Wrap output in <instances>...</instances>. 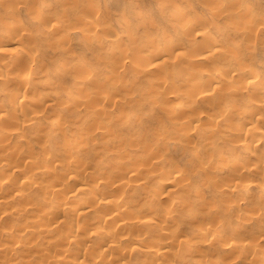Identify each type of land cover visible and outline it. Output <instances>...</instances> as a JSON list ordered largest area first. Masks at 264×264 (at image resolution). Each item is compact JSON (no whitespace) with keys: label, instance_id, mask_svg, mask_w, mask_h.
<instances>
[{"label":"rangeland","instance_id":"rangeland-1","mask_svg":"<svg viewBox=\"0 0 264 264\" xmlns=\"http://www.w3.org/2000/svg\"><path fill=\"white\" fill-rule=\"evenodd\" d=\"M11 34L14 41L4 40L8 53L0 55V65L20 58L4 90L6 76L0 77L1 110L11 109L9 97L29 104L39 95V105L49 98L45 105L51 106L46 117L36 115L32 132L0 112V264H53L63 255L66 264H264V150L253 153L238 144L244 135L260 137H238L243 133L227 128L229 113L223 109L218 116L208 99L212 93L225 98L221 104L237 102V110L252 106L250 123L264 130V0H0V36ZM211 48L217 58L190 68L188 61H200ZM227 60L235 70L229 80L221 72ZM24 70L27 83L37 80L31 89L25 81L27 92L17 87ZM244 72V88L233 100ZM196 74L213 78L205 97L194 94L188 79ZM220 77L221 86H212ZM226 80L236 85L228 87ZM252 82L262 84L253 90ZM56 115L62 122L53 127ZM232 115V126L243 118ZM184 123L197 129L186 133ZM222 151L224 163L216 160ZM234 155L243 161L231 167ZM27 177L36 182L26 185ZM70 177L85 185L69 183ZM164 182L169 189L161 192ZM80 187L79 200L66 199L67 191ZM21 190L25 195L18 199ZM99 192L123 204L114 233L104 226L91 231L112 240L106 257L97 256L98 240L82 244L81 232L74 231L81 220L70 216L82 197L95 200ZM55 200L63 209L52 206ZM103 209L109 215L116 208ZM147 220L151 226L142 228ZM53 222L57 228L50 232L47 223ZM67 238L76 242L68 245ZM155 239L169 245L158 256L147 249L155 248Z\"/></svg>","mask_w":264,"mask_h":264},{"label":"bare ground","instance_id":"bare-ground-1","mask_svg":"<svg viewBox=\"0 0 264 264\" xmlns=\"http://www.w3.org/2000/svg\"><path fill=\"white\" fill-rule=\"evenodd\" d=\"M218 1V0H217ZM236 3V2H235ZM217 5V4H216ZM178 8L179 7H177V9H175V12L174 13H176L177 15H178ZM215 9V8H214ZM181 11V10H180ZM218 11V10H217ZM216 12V11H215ZM180 13V12H179ZM175 14V15H176ZM243 15V14H242ZM240 16V18L242 17L240 14L237 16V17H239ZM244 16V15H243ZM245 16H248V12H247V15H245ZM250 16V15H249ZM248 16V17H249ZM235 19V18H234ZM244 19H246V17H244ZM246 21V20H245ZM248 21V20H247ZM247 21L245 22V24H244V27H245V25H246V23H247ZM188 22V21H187ZM238 23H239V21H237ZM236 22V27L237 28H240L241 27V24H239L240 25V27L238 26V23ZM186 23V22H185ZM244 23V22H243ZM190 24V23H189ZM194 24V23H193ZM193 24H192V26H193ZM235 24V23H234ZM11 25V24H10ZM15 25V24H14ZM248 25H249V23L246 25L247 27L246 28H248ZM187 26V25H186ZM196 27V26H195ZM250 27V26H249ZM9 28V27H8ZM188 28H190L191 30L194 28V26L191 28V25H190V27H188ZM187 28V29H188ZM242 28V27H241ZM240 28V31L242 30ZM246 28H244L243 30H245ZM189 29V30H190ZM53 30H55V29H53ZM190 30V31H191ZM200 30V29H199ZM194 31V30H193ZM200 32H201V34H203L204 36H206V37H208L209 38V36H210V34H208V32H205L204 31V29H202V30H200ZM244 32V34H246V32L245 31H243ZM193 33V32H192ZM10 34V33H9ZM14 34V33H13ZM13 34H11L10 36L9 35H7L6 37L3 35V36H0V55H4V53H5V55H7V51H5L4 50V48H3V46L4 45H6V42L7 41H5V44H4V40L5 39H12V38H10L11 36H13ZM249 36H250V34H248ZM16 37V36H15ZM14 37V38H15ZM252 37V36H251ZM17 38V37H16ZM246 38L248 39V40H251V38L249 39L248 38V36H246ZM17 39H19L20 40V38H17ZM9 40V41H10ZM13 40V39H12ZM209 40V39H208ZM14 41V40H13ZM150 41V40H149ZM152 41V40H151ZM150 41V42H151ZM214 40H212V42H213ZM11 42V41H10ZM150 42H148V43H150ZM210 42H211V40H210ZM8 43V42H7ZM214 43V42H213ZM212 43V44H213ZM9 44H11V43H9ZM211 44V43H210ZM211 44V45H212ZM155 45V44H154ZM209 45V44H208ZM214 45V44H213ZM212 45V46H213ZM210 46V45H209ZM158 47V46H157ZM160 47V46H159ZM211 47V46H210ZM213 48V47H212ZM209 49V50H206L205 52H203V50H200V51H202L203 53H201V55H200V53H198L202 58L200 59V61H198V62H195V63H193V62H191L192 64H189V62L190 61H188V65L190 66V68L192 67V68H195V67H197V68H199L200 66H202V67H204V63L205 62H207L208 61V58H213V57H216V55L218 54V53H216V51H215V49ZM172 49V48H171ZM205 50V49H204ZM199 51V52H200ZM231 50H229V52H230ZM235 53H234V52ZM232 52H230V54H229V56H231V57H233L234 55H235V57L237 56V54H236V50H233ZM7 52V53H6ZM10 53H11V51H10ZM149 53V52H148ZM231 53H233V56L231 55ZM152 54V53H151ZM151 54H149V55H151ZM197 54V55H198ZM221 55H224L225 53L223 52V54L222 53H220ZM18 55H19V57H18ZM17 55V57L16 56H12V58H10V59H12V60H10V63H8L6 66V68H5V66H4V69H3V67H2V65H0V77L2 76V74L3 75H5L6 77V80L4 81L5 83H4V85H3V90H4V88L6 87V85L7 84H9L8 82V80H10V79H8V74H10V73H12V72H14V71H12V69L13 68H15L19 63V61L16 59V58H20V54H18ZM221 55H219V58H221ZM143 57H142V61H143V58H145L144 57V55H142ZM200 56H198V57H200ZM229 56L227 57L226 55H225V59L226 58H229ZM10 57V56H9ZM15 57V58H14ZM139 57H141V56H139ZM138 57V58H139ZM7 58V57H6ZM137 58V59H138ZM152 58V57H151ZM217 58V57H216ZM215 58V59H216ZM223 58V57H222ZM221 58V59H222ZM136 59V58H135ZM136 59V60H137ZM207 59V60H206ZM214 59V58H213ZM213 59H211V61L212 62H214L213 61ZM221 59H220V61H221ZM140 60V59H139ZM155 60V59H154ZM141 60L139 61V63L140 62H142ZM217 61H218V59H217ZM223 61V60H222ZM221 61V62H222ZM229 61H230V58H229ZM229 61L227 60V61H225V63H223L224 64V66L222 67V69H221V72H222V74H223V76L225 77V79H228L229 80V77H230V75H232L233 73H234V71L235 70H233V69H231V67L230 66H226V64L227 63H229ZM152 62V61H151ZM5 63V62H4ZM7 63V62H6ZM214 63H216V62H214ZM238 63H240V62H238ZM0 64H2L1 62H0ZM207 64H208V62H207ZM222 64V63H221ZM5 65V64H4ZM243 65L240 63L239 64V67H242ZM18 67V66H17ZM16 67V68H17ZM186 67V66H185ZM188 67V66H187ZM214 67H216L217 68V63H216V65L214 66ZM12 72H11V71ZM18 70V69H17ZM27 70H29V69H27ZM27 70L25 71H22V73H20V75L18 74L17 76H19L18 78H19V82H17V83H19V84H17V87L19 86V89H20V87H23V89H20V91L21 90H23V92H25L27 89H28V87H27V85H26V83H27V77L29 76L28 75V73H27ZM186 70H187V68H186ZM186 70H184V71H186ZM192 70H196V69H192ZM90 71V70H89ZM34 73V72H33ZM190 74V73H189ZM156 75V74H155ZM158 75V74H157ZM197 75V74H196ZM246 75V72H244V73H241L240 74V76H239V81L238 82H240V83H236V84H239V85H237V86H235V87H238L239 89L238 90H236L235 92L234 91H232V92H234L235 94H232V92L230 93V94H232V95H230V98L232 99V98H235V96H236V93L237 92H240V91H242V89L244 88V83H242L241 82V79H242V77H244ZM3 77V76H2ZM227 77V78H226ZM249 77L250 78H252V74H250L249 75ZM32 78V77H31ZM30 78V79H31ZM33 78H35L34 76H33ZM32 78V79H33ZM31 79V80H32ZM188 79H192L193 81H194V83H195V90H194V94L195 95H199L200 97H205L206 96V94H207V92L212 88L211 87V81H212V77H207L206 79H204L203 77H201V76H195V75H189V77H188ZM231 79H233V77L231 76ZM29 80V79H28ZM222 80H223V78L222 77H220L218 80H216V81H213L212 82V86H221V84H222ZM25 81H26V83H25ZM30 81V80H29ZM28 81V83H31V86H29V89H31V87L32 86H34V84H35V81H37L36 79H35V81H33L34 82V84L30 81L29 82ZM227 81V80H226ZM80 82V81H79ZM227 82H229V81H227ZM226 82V85L228 84ZM231 82H232V80L229 82V86L228 87H234L233 86V83L231 84ZM234 82V81H233ZM23 83V84H22ZM27 83V84H28ZM39 83V82H38ZM84 83V82H83ZM82 83V84H83ZM262 84V82L260 83V84H258V85H256V84H254L253 82L251 83V85H252V88H253V90H257V89H259L258 87H259V85H261ZM16 85V84H15ZM30 85V84H29ZM38 84L36 83V86H37ZM77 85H81V83L79 84H77ZM84 85V84H83ZM232 85V86H231ZM52 87V86H51ZM77 87V86H76ZM36 88V87H35ZM35 88H32V89H35ZM6 89V88H5ZM53 89V88H52ZM228 90V89H227ZM10 91V90H9ZM27 92V91H26ZM29 92H31V91H29ZM6 93V92H5ZM32 93H35V92H33L32 91ZM229 93V92H228ZM20 94V93H19ZM238 94V93H237ZM21 95V94H20ZM20 95H17V96H20ZM32 95V94H31ZM222 95H226L225 97H229V96H227V94L225 93H223ZM12 96V95H11ZM16 96V95H15ZM23 96V95H22ZM33 96V95H32ZM39 96V95H38ZM37 96V97H38ZM223 96V97H224ZM238 96V95H237ZM31 97V96H30ZM37 97H32L33 99H31V100H33V103H29L28 104V100H26L24 97H9V99L8 100H10V103L8 104V105H10L11 106V109H7V111H6V106H5V110L3 109V110H1V107H3L4 108V105H3V102H1V100H0V103H2V104H0V105H2V106H0V112L1 111H3V112H5V114L6 115H8V117H12V119H13V122H14V124H18V122H19V124H23V125H25L26 124V129L28 128V129H30L31 131H28V132H32V128H34L35 126V123H36V121H34V120H36V115L38 116L40 113H43L44 115H45V117L47 116L46 114H48V113H46V112H48L49 111V109H48V105L50 104L48 101L46 102V105H45V100H49V98L48 99H45L44 101H42L41 103H43L42 105L40 104L39 105V103H40V99H39V97H41V96H39L38 97V99H36ZM43 99V98H42ZM208 99H212V101H211V103H210V105L212 106V110L214 111V112H217L216 114L218 115V116H221V112H222V110L224 109V112L225 113H229V117H230V121L228 120L226 123H227V128L228 129H230V130H234V131H236L237 133L239 132V133H243V134H241V135H238V137L239 136H242V135H244V134H249V135H252V136H254V137H260V139L259 140H255V141H253V140H250V139H248V137L246 136V135H244L245 137H243L244 139H240L241 141H238V144L240 145V147L242 148V150H246V151H249V150H251L250 152H253V151H256V150H264V148L262 147L263 145H264V130L263 129H261V128H259V127H257V126H254V125H252L251 123H250V121L251 120H253V118H254V116L256 115V112H255V109H253V107L251 106V108H245V109H243V111L242 110H237V108H238V106L236 105L237 104V102H236V104H233V102H235V101H233L232 102V104L231 103H227V104H221V102H222V100L223 99H225V98H223V99H221V97L219 98L218 96H215L214 94H209L208 95ZM221 99V100H220ZM31 100H30V102H31ZM229 100V99H228ZM233 100H236V98L235 99H233ZM7 101V100H6ZM28 101V102H27ZM37 101V104L39 105H37V106H34V105H36V102ZM50 101V100H49ZM226 101H227V99H226ZM225 101V102H226ZM213 102V103H212ZM49 103V104H48ZM63 103V102H62ZM220 103V104H219ZM222 103H224V102H222ZM33 105L32 107H31V105ZM61 104V103H60ZM56 105V104H55ZM55 105H54V107H55ZM62 105V104H61ZM221 105H224V106H221ZM49 106H51V105H49ZM219 106H221V107H219ZM7 107H9V106H7ZM59 107V106H58ZM61 108H62V106H60ZM63 107H64V105H63ZM250 107V106H249ZM10 108V107H9ZM50 108V107H49ZM59 109V108H58ZM62 110H65V108H63ZM235 111V112H234ZM19 112V113H18ZM231 112V113H230ZM232 113H237V115H243V118H242V120H239V122H238V124H235L234 126H232V125H230L231 123H232V117H233V115H232ZM43 115V116H44ZM58 115V114H57ZM56 115V117H51L52 118V120H51V122L53 123V127H55L58 123L60 124L62 121H61V119L59 120V116H57ZM17 116V117H16ZM40 116V115H39ZM55 116V115H54ZM234 116H235V114H234ZM44 117V118H45ZM242 117V116H241ZM216 119V117H214V119H213V122H214V120ZM17 122H15V121ZM28 121V122H27ZM35 122V123H34ZM216 122H217V120H216ZM222 122H223V124H224V122H225V120H224V118H223V120L221 121V126H223L222 125ZM51 123V124H52ZM190 123V122H189ZM189 123H188V125H189ZM58 124V125H59ZM184 124H186V123H184ZM184 124H183V126H184ZM188 125L186 124V126H187V129L186 128H184L185 130H186V133H189L190 131H189V129H191V131L192 130H195V129H197L196 127H197V125H191L190 124V127L191 128H189L188 127ZM19 126H21V125H19ZM185 126V127H186ZM220 126V125H219ZM221 126H220V128H221ZM22 127V126H21ZM22 128H24V127H22ZM184 130V131H185ZM189 131V132H188ZM231 131V132H232ZM52 132H53V129H52ZM230 135V134H229ZM211 136H213V135H211ZM211 136H209V138L211 137ZM19 137V136H18ZM232 137V136H231ZM238 137H237V139H238ZM203 138H206L205 136H203ZM208 138V139H209ZM241 138V137H240ZM55 139V135L53 134V133H51L50 135H49V140L50 141H53ZM211 139V138H210ZM209 139V140H210ZM223 140V139H222ZM232 140H233V138H232ZM236 140V139H235ZM65 142L66 143H70V140L69 139H65ZM213 142L214 141H207V144L208 145H212L213 144ZM235 143H237V142H235ZM234 143V144H235ZM262 144V145H261ZM262 148V149H261ZM232 149V148H231ZM235 149V148H234ZM4 150V148L3 147H1L0 148V153H2V151ZM253 150V151H252ZM264 152V151H263ZM254 153V152H253ZM261 153V152H260ZM257 154V153H256ZM259 154V153H258ZM261 155V154H260ZM216 160L217 161H220V163H224L226 160H227V157H226V154H225V152H219L218 153V155H217V158H216ZM3 161H5V159L1 156L0 157V169H1V173H2V171L4 170V167H5V163L3 162ZM242 157L240 156V155H234V157H233V160H232V164H231V167H235V166H237V165H239V164H241L242 163ZM233 165V166H232ZM226 169H227V167H226ZM227 170H229V169H227ZM136 171V170H135ZM134 171V172H135ZM230 171V170H229ZM131 173V172H130ZM132 173H133V170H132ZM134 174V173H133ZM131 175V174H130ZM135 175V174H134ZM134 175H132V177L134 176ZM128 177H130V176H128ZM132 177H130V178H132ZM27 179H28V182L26 183L24 180H23V182L26 184V185H29V186H32L36 181L33 179V178H31V177H27ZM129 179V178H128ZM136 179V175H135V177H133L131 180H135ZM170 179V178H169ZM130 180V179H129ZM67 181L69 182V183H73V184H75V185H80V186H84L85 184H84V181L81 179V178H74V177H70V178H68L67 179ZM165 181V180H164ZM169 182V181H168ZM126 183V185H127V182H123V184H125ZM163 183V182H162ZM123 184L121 183L120 184V186H122V187H125L126 185H124L123 186ZM162 185V184H161ZM170 186H171V184H170ZM162 187V186H161ZM163 189L162 188H160V190H161V192H163L162 190H164L165 188H167V190L169 189L168 187H169V185H167V184H165V182H164V184H163ZM77 189V188H76ZM84 189H85V187H80L79 189H77V190H75V191H73L72 192V190L69 192V191H67L66 192V199L67 200H79L80 198H81V196L84 194ZM164 191H166V189L164 190ZM53 192H60L58 189H54V190H52L51 191V193H53ZM108 194H110V193H107V192H105V193H103V192H99V193H96V195H97V198L94 200V199H92V200H87V199H84L83 197H82V205L80 206V208H74L71 212H70V216L73 218V219H79V221L82 223V224H77L76 226H75V229H74V231L76 232V233H79V232H81V234L80 235H82L83 237H84V242H82V244H85V243H88V244H90L91 242H93V241H95V240H98V242H99V245H98V247H97V249H98V255L97 256H101V257H106L110 252H111V249H112V246H111V244H112V240H109V239H107L105 236H104V234H102V233H91V231L95 228V226H104V227H108V228H110L111 229V231H112V233H114V230H115V227L112 225L113 223H114V221H118V220H120L121 219V215H122V210H121V208L123 207V204H122V201H119V200H117V199H114V198H112V197H110V195H108ZM164 194V193H163ZM162 194V195H163ZM23 195H25V192H24V190H21V191H19V192H17L16 193V198H18V199H22V198H24V196ZM163 198H164V196H163ZM3 202L0 200V207L1 206H3ZM64 204L62 203V202H58L57 200H55L54 201V203H53V207L55 208V209H63V206ZM93 205H95L96 206V208L98 209V211L95 213V211H92L90 208L93 206ZM110 205H113L116 209H115V211H114V214H109L108 215V213L107 214H104V209L103 208H107V207H109ZM190 207V206H189ZM88 219H91V223H87V221H88ZM50 222V221H49ZM151 223H152V221L151 220H147V221H143L142 222V224H141V226H142V228H145V227H148V226H151ZM54 224V226H52L51 227V225H53ZM129 225H133V222H129L128 223ZM47 227L49 228L50 227V229H48V230H51L50 232H52V231H54V230H56V228H57V225H56V222H53L52 224H48L47 223ZM143 230V229H142ZM71 237H73V236H71ZM71 239V238H70ZM69 238H67V240H66V242L68 243V245H72L73 243H75L76 242V240H74V239H71L70 240ZM142 241V238H141V236H137L136 237V239H135V244H140V242ZM168 246L169 245H167L165 242H161L159 239H155L154 240V247L155 248H150V247H148L147 249H148V253H150V254H153V255H156V256H158L159 254H160V252L162 251V252H164V250L165 249H167L168 248ZM248 247L249 248H252L253 247V244H250V242H249V244H248ZM115 248V247H114ZM67 251H69V250H67ZM116 251L118 252V249H116ZM122 251L123 250H120V252L119 253H122ZM130 251H132V249L130 250ZM135 252H138V250H134ZM260 257L262 258V257H264V250H262V252H261V255H260ZM65 258V255H63V257L60 259V260H57V261H53L52 263L53 264H66V262L63 260ZM76 264H85L84 262H82V261H78ZM92 264H96V262H93Z\"/></svg>","mask_w":264,"mask_h":264}]
</instances>
